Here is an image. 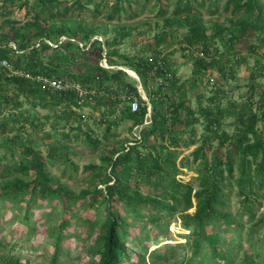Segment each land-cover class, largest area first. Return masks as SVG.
<instances>
[{
    "label": "rangeland",
    "instance_id": "374dc122",
    "mask_svg": "<svg viewBox=\"0 0 264 264\" xmlns=\"http://www.w3.org/2000/svg\"><path fill=\"white\" fill-rule=\"evenodd\" d=\"M64 1L70 8L64 15H58L54 14V10L42 13L40 9H32L33 0H29L26 5L24 0H0V27L3 32H7L14 26L29 34L38 28L45 32L61 29L69 34L74 32L75 40L80 45L97 38L103 44L100 64L110 69L122 68L127 73L125 78L134 80L138 87H142V82L137 72L129 66L117 64L137 57L151 61L164 59L169 71L176 75L175 85L167 83L165 87L166 96L170 98L168 101L182 99L196 110L193 124L187 127L182 124L174 126L173 129L181 138L176 146L169 147L174 151V163L179 167L176 179L191 182L196 187L198 181L194 178L197 167L202 166L203 160L209 162L217 147L216 141L207 144L201 150L204 157H195L194 150L208 134L199 107L208 105V97L214 94L217 95L218 104L215 106L219 108H229L257 98L258 93L264 89V25L238 36L236 29L240 21H250L247 14H233L230 9L226 10V0H193L197 10L193 15L203 26L206 37L201 43L190 45L184 40V36L189 33L187 20L173 15L176 0H163V4L162 0L161 4L156 0H141L118 13H113L110 5L103 0L85 3L82 9L73 4L74 0ZM215 1L217 11L210 14L208 10ZM81 2L84 3V0ZM202 2L205 3L200 6ZM258 2L263 5L264 16V0ZM160 6L163 7L162 13L159 11ZM60 38L64 40L65 36ZM160 38L161 42L157 43ZM48 43L50 46L41 51L43 58L53 59L62 67L68 66L75 73H90L98 61V50L95 54L86 55L73 46L63 48ZM196 56L210 65L196 72ZM106 58H110L111 64ZM0 69L3 67L0 66ZM1 86L3 93L8 96L6 100L0 97V158H4V165L12 169L21 159V154L4 155L5 146H2L16 135L17 139L31 146L42 159L53 182L63 185L76 195L97 182V174L108 167L106 159L114 151L140 141L146 126L144 121L136 124L129 119H120L111 132H106V121L101 117L106 109L103 103L99 106L95 101L84 104L74 109L77 117H69L68 113L61 111L63 105H55L47 98L26 95L15 84L5 80L0 82ZM142 93L147 96L144 89ZM122 104L119 103L116 114L111 118L118 119V110ZM222 128L233 133L232 116H224ZM84 132H89L92 138L99 140L97 146L85 139ZM189 140L193 144L188 143ZM159 142V138L149 136L146 147L150 148V145ZM61 145L66 146L65 151L61 150ZM63 155L74 165L67 163ZM9 172L10 169L0 173V185L16 178L27 179L20 172ZM138 184V191L143 196H154L151 186L141 180ZM224 191V209L236 221L232 230L223 232L232 263L244 264L248 258H258L259 261L252 264H264V224L257 225L253 235H250L249 230L251 225L264 218V189L258 199L250 204L243 202V197L238 195L235 187ZM23 210V204L0 203V264L97 263L96 254L92 252L96 246L94 235L86 233L85 227L74 221L66 229L57 257L53 260L54 238L49 236L48 227L58 217L54 215L47 219L50 208L46 202L39 201L31 210L30 222L20 223L15 214ZM193 210L192 207L186 212L192 213ZM178 215V212L167 215L158 229L151 224L142 227L141 221L131 227L132 239L126 243L130 257L124 258L122 264H194L189 261L192 253L189 231L183 227Z\"/></svg>",
    "mask_w": 264,
    "mask_h": 264
},
{
    "label": "trees",
    "instance_id": "16d2710c",
    "mask_svg": "<svg viewBox=\"0 0 264 264\" xmlns=\"http://www.w3.org/2000/svg\"><path fill=\"white\" fill-rule=\"evenodd\" d=\"M103 1L110 5L113 13L126 11L133 3L141 2V0ZM156 1L161 4V0ZM28 2L29 0H24V5ZM90 2L93 0H84V3L81 0H74L73 4L82 9L85 3ZM204 3L199 5L203 6ZM216 4V1L212 3L208 10L210 14L217 11ZM31 8L40 9L42 13L54 10V14L64 15L70 7L64 0H33ZM225 9H230L233 14H247L250 19L240 21L236 29L238 36H243L250 29H260L264 25L263 5L258 0H226ZM159 11L162 13L163 7L160 6ZM196 11L193 0H176L173 8V15L187 20L189 33L184 36V40L190 45L201 43L206 37L203 34V26L193 15ZM65 33L68 32L61 29L45 32L38 28L29 34L14 26L3 32L0 27V59L5 58L14 71L72 78L94 93H89L81 100L71 89L51 92L24 76L8 75V70L4 68L0 69V82L5 80L7 83L15 84L18 90L26 95L47 98L55 105H63L61 111L68 113L69 117H77L74 109L84 104L95 101L99 106L103 103L106 109L101 117L106 121V132H111L112 127L117 125V120L120 119H129L136 124L143 123L147 108L141 99L136 82L126 79L127 73L122 68L110 69L100 64L102 42L94 38L80 45L79 41L75 40L74 32ZM61 36H65V39L61 40ZM234 38L237 37L234 35ZM161 40L158 39L157 43ZM48 42L63 48L73 46L86 55L95 54L98 50V61L92 66L90 73H75L68 66L62 67L53 59L43 58L41 51L50 46ZM10 43L14 44V49ZM105 57H108V54H105ZM106 59L109 63L112 62L110 58ZM194 62L197 65L196 72L210 65L198 56ZM117 65L129 66L137 72L149 98L150 122L144 126L141 140L114 151L106 159L108 167L97 174L99 177L97 182L76 195L63 185L54 183L44 168L42 159L31 146L17 139L15 135L2 145L5 146L4 155L21 154V159L11 169L4 165V158H0V173L10 169L9 173L17 171L27 179L16 178L0 185V203L23 204L24 210L20 214H15L16 220L20 223H29L30 213L36 202H46L50 208L46 215L47 219L54 215L58 217V220L48 227L49 236L54 238L53 260L57 257L59 244L72 221L85 227L86 233L94 235L96 246L92 248V252L96 254L98 260L96 264H122L124 258L130 257L126 243L132 239L131 227L141 221L142 227L151 224L158 229L163 218L178 212L183 227L189 231L191 263L233 264L223 232L232 230L236 221L224 209L226 198L224 189L232 190L235 187L245 204L253 203L264 189V89L251 102L219 108L215 106L218 104L217 95L214 94L208 97V105L199 107V112L205 118L204 127L208 134L194 150L195 157L199 155L204 157L201 150L207 144L216 141L217 147L213 151L210 163L203 160L202 166L197 167L194 179L198 183L194 187L191 182L176 179L179 167L174 163V151L169 148L176 146L181 138L173 129L174 126L182 124L187 127L193 124L196 113V110L182 99L168 101L170 98L166 96L165 87L167 83L175 85L176 75L169 71L164 59L151 61L140 57L128 58ZM3 92L1 86L0 97L6 100L8 96ZM127 96H136L143 103L136 112L130 111ZM119 103L123 104L118 110V119L111 118L116 114ZM1 106L0 102V113ZM226 115L232 116L234 120L231 134L222 128ZM84 136L93 146L99 143V140L92 138L89 132H84ZM149 136L159 138L160 142L153 143L147 148ZM188 143L193 144V141L189 140ZM62 149L65 151L66 146L61 145ZM65 161L71 166L74 165L66 156ZM140 180L153 188L154 196H143L138 191ZM192 207L194 208L192 213L186 212ZM261 224H264V218H260L255 225L249 227L250 235H253L255 227ZM206 254L209 255L208 258L205 257ZM257 261L258 258L255 260L248 258L244 264Z\"/></svg>",
    "mask_w": 264,
    "mask_h": 264
},
{
    "label": "built area",
    "instance_id": "2783aa9c",
    "mask_svg": "<svg viewBox=\"0 0 264 264\" xmlns=\"http://www.w3.org/2000/svg\"><path fill=\"white\" fill-rule=\"evenodd\" d=\"M10 46L13 49L15 48L13 43H10ZM0 66L8 70L7 71L8 75L14 74V76L15 75L24 76V78H29L32 81L39 83L43 89H47L51 92L65 91L71 89L77 93L78 97L81 100H84V98L87 95H89V93H94L93 91H89L86 88H84L79 81H76L69 77H57V76L48 77V76H43L41 74L32 75L29 72H25L21 70L14 71L5 58L0 59ZM137 88L140 93L141 99L142 101H144L145 103L144 105H146L147 108V113L144 122L145 124H148L150 122V112H151V105L149 102V98L148 96L142 93L143 88L141 86L140 87L137 86ZM126 99L128 101V106L131 112H136L139 109V107L143 104L140 101V99L137 98L136 96H127Z\"/></svg>",
    "mask_w": 264,
    "mask_h": 264
}]
</instances>
